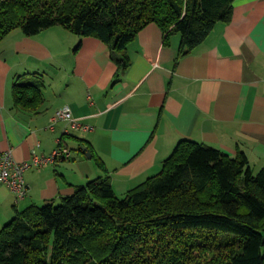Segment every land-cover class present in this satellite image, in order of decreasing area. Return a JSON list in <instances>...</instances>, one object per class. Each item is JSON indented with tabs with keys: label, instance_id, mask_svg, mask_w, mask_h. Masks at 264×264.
Returning a JSON list of instances; mask_svg holds the SVG:
<instances>
[{
	"label": "crops",
	"instance_id": "1",
	"mask_svg": "<svg viewBox=\"0 0 264 264\" xmlns=\"http://www.w3.org/2000/svg\"><path fill=\"white\" fill-rule=\"evenodd\" d=\"M228 22L179 55L180 36L154 23L127 45L128 67L116 75L109 47L55 25L26 36L15 29L0 40V152L16 161L30 152L70 150L23 173L25 207L58 202L74 185L110 178L114 193L156 174L178 142L189 139L235 156L242 151L254 172L264 167V0H233ZM41 81L42 101L32 111L14 106L17 80ZM67 106L89 130L70 129L54 112ZM85 147L90 153L88 157ZM6 217L18 208L0 185ZM12 207V210L9 208ZM23 209V208H22ZM14 212V213H13Z\"/></svg>",
	"mask_w": 264,
	"mask_h": 264
},
{
	"label": "trees",
	"instance_id": "2",
	"mask_svg": "<svg viewBox=\"0 0 264 264\" xmlns=\"http://www.w3.org/2000/svg\"><path fill=\"white\" fill-rule=\"evenodd\" d=\"M233 0H0V40L62 25L109 47L116 75L147 24L200 44ZM37 79L13 84L14 106L36 110ZM0 264H264V167L244 152L182 139L158 173L118 197L107 175L74 185L59 203L15 209L0 229Z\"/></svg>",
	"mask_w": 264,
	"mask_h": 264
},
{
	"label": "built area",
	"instance_id": "3",
	"mask_svg": "<svg viewBox=\"0 0 264 264\" xmlns=\"http://www.w3.org/2000/svg\"><path fill=\"white\" fill-rule=\"evenodd\" d=\"M64 120L67 125L64 128L65 133L70 129L89 130L91 127L72 116L69 107L64 106L57 109L50 118L49 126ZM70 150L62 144H58L50 153H37L35 149L30 152V159L25 161H16L10 150L0 152V185L5 184L14 193L15 203H18L27 195L28 187L25 184L23 173L32 166H41L53 162L57 158H69Z\"/></svg>",
	"mask_w": 264,
	"mask_h": 264
},
{
	"label": "rangeland",
	"instance_id": "4",
	"mask_svg": "<svg viewBox=\"0 0 264 264\" xmlns=\"http://www.w3.org/2000/svg\"><path fill=\"white\" fill-rule=\"evenodd\" d=\"M14 200H15V196H14ZM20 202H21V200L18 203H16V205L18 204V208L22 209L25 207V205H24L25 203L24 202L20 203ZM54 203L58 204L59 201L54 202ZM5 206L7 207V205H5ZM5 206L0 205V229L4 224H6L12 218V217H8V218L6 217V214L4 213L5 211L3 210L4 208H6ZM9 208L12 210L11 206H9Z\"/></svg>",
	"mask_w": 264,
	"mask_h": 264
},
{
	"label": "water",
	"instance_id": "5",
	"mask_svg": "<svg viewBox=\"0 0 264 264\" xmlns=\"http://www.w3.org/2000/svg\"><path fill=\"white\" fill-rule=\"evenodd\" d=\"M82 150L85 151V153H86V155H87L88 157H90V153L87 151V149H86L85 147H82Z\"/></svg>",
	"mask_w": 264,
	"mask_h": 264
}]
</instances>
